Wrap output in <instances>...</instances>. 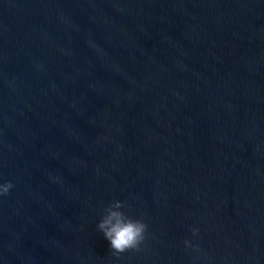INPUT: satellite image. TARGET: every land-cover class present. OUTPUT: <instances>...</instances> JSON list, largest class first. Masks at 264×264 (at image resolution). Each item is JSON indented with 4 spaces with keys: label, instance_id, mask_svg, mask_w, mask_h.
<instances>
[{
    "label": "water",
    "instance_id": "1",
    "mask_svg": "<svg viewBox=\"0 0 264 264\" xmlns=\"http://www.w3.org/2000/svg\"><path fill=\"white\" fill-rule=\"evenodd\" d=\"M2 180L0 264H264V0H0Z\"/></svg>",
    "mask_w": 264,
    "mask_h": 264
},
{
    "label": "clouds",
    "instance_id": "2",
    "mask_svg": "<svg viewBox=\"0 0 264 264\" xmlns=\"http://www.w3.org/2000/svg\"><path fill=\"white\" fill-rule=\"evenodd\" d=\"M11 188H13L11 181H0V197L7 195ZM123 208V201L112 200L104 207L103 215L96 225L99 232L108 241V246L114 255L124 253L126 250L139 249L147 230V225L143 219L126 214ZM191 232L195 237L199 229L192 227ZM184 245L191 248L198 247L197 244L188 239L184 240Z\"/></svg>",
    "mask_w": 264,
    "mask_h": 264
}]
</instances>
